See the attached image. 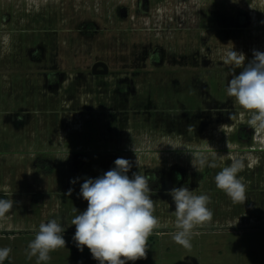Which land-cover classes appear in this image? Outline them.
<instances>
[{"label":"rangeland","instance_id":"374dc122","mask_svg":"<svg viewBox=\"0 0 264 264\" xmlns=\"http://www.w3.org/2000/svg\"><path fill=\"white\" fill-rule=\"evenodd\" d=\"M136 2L0 0V142L4 143L0 151L22 152L23 174L34 177L38 172L36 182L53 175L56 188L66 191L59 201L62 211L38 216L48 220L55 215L53 219L63 222L66 241L65 248L51 252V260L41 264H75L71 248L76 229L71 221L87 209V201L77 196L78 185L103 173L96 156L88 172L76 179V158L70 157V152L84 140L98 143L96 149L107 150L102 127L97 124L88 125L85 134L81 130H77L80 134L59 132L66 128L60 120L65 111L60 100L70 90L75 99L68 109L90 110L94 98L99 110L93 123H101V113L118 118L120 128L110 141H121L133 121L130 139L135 146L130 151L140 162L155 168L162 160V176L172 164L187 168L191 181L198 173L199 186L192 190L211 197L212 222L196 229L200 234L193 237L190 251L172 240L175 208L162 202V211L154 213L160 227L149 237L147 258L127 264H264V129L250 126L249 114L227 95L225 73L229 68L222 62L230 43L245 54V65L253 59V50L264 52V0H149L148 15L139 12V5L136 10ZM237 8L247 11L253 22L245 38L227 31L218 35L217 24L226 26ZM36 50L39 54L33 57ZM158 50L160 64L156 65L152 58ZM99 61L106 62L115 74L98 78L92 91L89 76L79 73L91 72ZM242 70L237 68L235 73ZM61 72L70 75L62 80L59 93L57 77ZM50 74L56 77L52 79ZM125 77L131 82L125 90L132 95L128 105L123 100V106L117 88ZM206 101L211 104L209 110L235 113L233 124L208 128L204 114L201 132L199 120L208 110ZM243 125L254 129L251 147L237 141ZM60 141L68 142L64 147ZM59 152L66 154L65 159L53 161L51 173L34 164L38 158ZM201 155L218 166L200 168L197 157ZM233 160L244 165L238 174L247 190L243 205L232 203L215 184L216 174ZM73 180L76 183H71ZM31 182L29 179L24 184ZM13 230L14 234L18 229ZM38 230L19 232L13 239L0 237V248L12 249V264H37L36 257L27 258L26 250Z\"/></svg>","mask_w":264,"mask_h":264},{"label":"clouds","instance_id":"9594fccd","mask_svg":"<svg viewBox=\"0 0 264 264\" xmlns=\"http://www.w3.org/2000/svg\"><path fill=\"white\" fill-rule=\"evenodd\" d=\"M229 45L222 57L223 64L229 68L225 73L226 93L249 114L250 126L264 129V52L253 50V59L245 65V54ZM237 68L243 69L238 75ZM234 115L231 113L230 119ZM197 160L200 168L218 166L203 155ZM114 163L115 168L102 176L85 179L79 195L87 201V209L78 213L74 208L78 214L71 221L76 229L73 236L76 247L81 252L87 247L99 264H127V261L146 259L149 237L160 227V220L154 214L156 201L150 195L149 178L142 171L133 172L130 178L132 163L128 159L117 158ZM243 167L242 161L233 160L214 178L217 189L234 204L243 205L247 199L246 185L238 175ZM71 192L69 189L68 194ZM169 195L175 203L176 231L171 234L172 240L190 251L193 237L200 234L196 229L212 222L213 211L208 207L211 197L196 194L188 187L173 188ZM14 203L12 199H0V219L13 209ZM64 231L56 219L41 223L27 246V258L36 257L37 264L50 261L51 252L66 246ZM11 251L9 247L0 248V264H4Z\"/></svg>","mask_w":264,"mask_h":264},{"label":"crops","instance_id":"0c3cea01","mask_svg":"<svg viewBox=\"0 0 264 264\" xmlns=\"http://www.w3.org/2000/svg\"><path fill=\"white\" fill-rule=\"evenodd\" d=\"M252 28V26L249 28V30ZM248 30L244 31L242 33L241 38H245L247 35ZM261 37V36H258ZM253 58V56H252ZM251 58V59H252ZM74 96L68 95L65 99L61 98V106L65 110L61 114V123L65 126V129L60 128V133H66L68 131H74L77 134H80L79 131L81 130L82 134H85L87 132V126L88 125H96L97 127H102V135L106 136V128L104 127V123L101 121V123L96 122L93 123V118L97 113V107H99L98 104H96L97 99H92L90 101L91 108L90 110H84V111H76V110H70L68 109L70 107V104L72 103V100H74ZM96 112V113H95ZM102 115V113H101ZM63 121V122H62ZM77 127V128H76ZM131 130L128 131V133L123 137V139L119 142L113 141H107L103 142L104 147L107 148V150H103L101 148H97L98 143H93L90 141H81L78 144L75 145L73 151L70 152V157L76 158L75 159V165L78 166L77 168V175L75 174L76 179H80V177H83V175L88 172L90 168H88L89 164L93 162V157L97 158L99 157L98 161H100L101 168L100 170H103V173H101V176L115 168L114 161L117 158H125L131 161L132 168L131 171L128 173L129 177L132 175L133 172H143L145 175L148 174L147 177L149 178V187H150V195L151 198L156 201V209L157 211H162V207H166V204L163 206L162 204V190L164 193L167 191L162 189V171L160 170L162 168V160L160 162L159 166L151 167L149 164H144L143 162H140L139 156L136 155V153H131L130 149H134V142L130 139ZM68 141H60V145H64ZM4 143L0 142V148ZM66 145H64L65 147ZM67 146H70L67 144ZM100 147V145H98ZM43 148V147H41ZM46 148H50L49 145H46ZM83 149V151H82ZM85 151V152H84ZM62 152V151H61ZM24 155L22 152H6V151H0V195L6 196L8 199H12L15 203L14 206L18 208L16 211L15 209H12L8 214H6V217L3 219H0V233L5 232L7 235H1L0 237L5 238H17L19 232L29 233L34 232L35 230L39 229V225L41 223H47L48 221L55 218V215L50 216V219L48 217V220L42 219L41 213L46 212L47 214H53L55 212H58L61 210L58 208L60 204V198L66 193V191L63 189L56 188V184L53 181V175H45V177L41 180L34 179L36 176L40 177V174L37 172L35 173L34 177L32 174L30 176L23 174V162L25 160ZM66 154L60 153L59 155H49L47 154L43 159L46 161V167L53 166V161H64V157ZM53 156V157H52ZM138 157V158H136ZM54 159V160H52ZM155 161H159V159L154 158ZM162 159V158H161ZM82 161H87L84 165H80ZM69 165V162H66ZM73 163V164H74ZM35 164V163H34ZM103 166V167H102ZM170 167H174V178L172 181L176 183L177 180L183 179V174L181 173L180 169L182 167L178 166L177 164H172ZM103 168V169H102ZM133 169V170H132ZM187 170V168H185ZM35 170V169H34ZM157 170V171H156ZM193 170V169H191ZM155 171V172H154ZM102 172V171H100ZM168 177V175H165ZM34 181L30 184H24L26 181ZM177 179V180H176ZM85 181V180H84ZM172 183L174 186L175 184ZM81 184H79V190L77 196L80 194L81 190ZM65 191V192H64ZM31 201H33V206H30ZM30 203V204H29ZM35 204V205H34ZM171 207L173 205L170 204ZM14 208V207H13ZM166 210H168L166 208ZM62 211V210H61ZM25 214L30 215V217L27 215L26 218H23ZM54 216V217H53ZM23 218V219H22ZM63 226V222L61 224ZM13 228H16V233L13 230ZM18 231V232H17ZM74 236V235H73Z\"/></svg>","mask_w":264,"mask_h":264},{"label":"flooded vegetation","instance_id":"af4514ba","mask_svg":"<svg viewBox=\"0 0 264 264\" xmlns=\"http://www.w3.org/2000/svg\"><path fill=\"white\" fill-rule=\"evenodd\" d=\"M140 3H141V0H137V2H136V10L139 9L138 8V5L140 6L141 5ZM126 11H127V9H126ZM236 11H238V12H235L234 15H232V17L227 20V25L226 26H223V25L221 26L220 24H217L218 27H219L218 35H221L222 32H226L227 31V33H231V32L232 33H237V34H239L238 36L241 37L242 36V33L244 31H246L247 28H250L251 26H253V22L251 20L250 14L247 11H245V10H243L241 8H237ZM139 12L141 13V11H139ZM211 13H214V11H211ZM142 14H146V15L150 14V4H149V1H148V11L146 13H142ZM125 15H126V17L129 16V14L127 12L125 13ZM221 27L223 28V30H222ZM218 37L220 38L221 36H218ZM33 53H34V54H32L33 57H36L39 54V50H36ZM160 56H161V51L160 50L156 51L155 54L153 55V58H152V61H153L154 64H156V65L157 64H160V62H159V57ZM202 57H201V59H203ZM204 58L205 59H208L209 56L206 55V56H204ZM208 62L209 61H206V63H208ZM99 64H104V65L107 66L108 74H104L103 73V72L106 71L103 66H99L98 68L95 69V67L97 65H99ZM208 64H210V62ZM94 71H96L98 73L95 74ZM79 74H83L85 76L86 75L89 76V81L88 82L91 85V87H90L91 90L94 91V86L97 83V79L98 78L104 77V76H110V75L115 74V73L112 72L110 66L106 62L99 61V62H96L92 66L91 72H85V73H79ZM68 75H70L69 72H61V75L59 77H57V81H58L57 90H58V92H59V88L61 87L62 80L64 79V77H66ZM50 77L53 79L56 76H54L53 74H50ZM129 83H131L130 82V79L129 78H126V81L121 82L119 84V87L117 88V93L119 95L120 104L123 105V106H125L126 104L128 105V100L130 99V97L132 95V93L130 92V90H125V86L128 85ZM77 90H78V88H77ZM71 91L72 90H70V92L68 93V95H71L72 96L73 95L72 94L73 91L72 92ZM92 94H94V92H92ZM68 95L66 97H68ZM123 100L126 101V104H124ZM206 103L208 105V110L207 111L205 110L201 114L200 120H199L201 132H203L204 114H206V117H207L208 128L211 127V126H213V125L221 126V125H223L225 123H228V124H231V125L233 124V121H234L233 119L235 118V115L231 119H227V118H229L230 115H227V114L223 115V114H221V112H219L215 108H212V109L209 110L211 104L209 103V101H206ZM213 106H211V107H213ZM98 110H97V112H98ZM102 114L104 116V118H103L102 121L104 123V127L106 128V136H104V137H105V142H107V141H110V139L112 138L113 132L114 131H117V128L118 127L120 128V122H119L118 118L114 114H110V113H107V112L106 113H102ZM129 116L131 117L130 114H129ZM131 119H133V118L131 117ZM129 121L131 122V120H129ZM132 122H131L130 130L132 128ZM241 127H245V126L243 125ZM250 128L252 130H254L252 127H250ZM239 129H238V132H239ZM252 135H253V138H254V132L253 131H252ZM115 142H119V141L115 140ZM86 162L87 161H82L80 165H84ZM73 165H74V167H73L74 169H77L78 168V166L75 165V163ZM160 170L162 171V168ZM173 170H174V167H170V169L167 170L168 177L162 176V189H164L166 191L169 190V192H170V190L173 189V188L188 187L189 190H192L194 186H199L198 181L200 179V176H199L198 173H197V177H196V174H194V177H195L194 179L195 180L194 181H191L190 180V176H189V172L185 168H181L180 171L183 174V179L182 180H180V179L177 180L176 179L177 181H176V183H174L172 181V179L174 178V175H175ZM147 175L148 174L146 173V176ZM131 177H132V175L130 176V178ZM164 177H165V180H167V181H165L163 179ZM172 183H174L175 186ZM169 192L168 193H164L163 190H162V202H164V203L170 202L171 205H173V208H175V203H174L171 195H169Z\"/></svg>","mask_w":264,"mask_h":264},{"label":"trees","instance_id":"16d2710c","mask_svg":"<svg viewBox=\"0 0 264 264\" xmlns=\"http://www.w3.org/2000/svg\"><path fill=\"white\" fill-rule=\"evenodd\" d=\"M148 1L149 0H141V7L140 11L143 13H146L148 11ZM238 136V142L239 143H244L247 144L248 146H252V141H253V135H252V129L250 127H241L239 129V132L237 134ZM46 161H44L43 158H38L37 161L35 162V165L42 167L46 173H51L53 171L51 166L46 167ZM0 199H8L4 195H0ZM71 254L73 257V260L75 264H99V261L95 260L92 255L90 250L85 247L83 252H81L77 247L76 244L71 248ZM4 264H12L10 259L8 258L7 260L4 261Z\"/></svg>","mask_w":264,"mask_h":264},{"label":"water","instance_id":"95a60500","mask_svg":"<svg viewBox=\"0 0 264 264\" xmlns=\"http://www.w3.org/2000/svg\"><path fill=\"white\" fill-rule=\"evenodd\" d=\"M99 66H103V67L105 68V70H106V71L103 72V73H104V74H108V69H107V66H106V65H104V64H99V65H97V66L95 67V69L98 68ZM94 73L97 74L98 72L94 71Z\"/></svg>","mask_w":264,"mask_h":264},{"label":"bare ground","instance_id":"6f19581e","mask_svg":"<svg viewBox=\"0 0 264 264\" xmlns=\"http://www.w3.org/2000/svg\"><path fill=\"white\" fill-rule=\"evenodd\" d=\"M65 81H66V80L63 81V85L65 84Z\"/></svg>","mask_w":264,"mask_h":264}]
</instances>
